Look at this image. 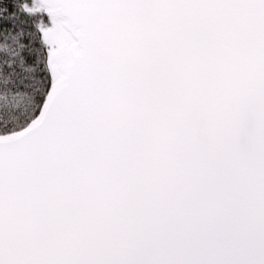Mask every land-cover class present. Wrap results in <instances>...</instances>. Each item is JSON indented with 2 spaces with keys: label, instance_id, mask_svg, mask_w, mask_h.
I'll list each match as a JSON object with an SVG mask.
<instances>
[{
  "label": "snow or ice",
  "instance_id": "snow-or-ice-1",
  "mask_svg": "<svg viewBox=\"0 0 264 264\" xmlns=\"http://www.w3.org/2000/svg\"><path fill=\"white\" fill-rule=\"evenodd\" d=\"M0 264H264V0H0Z\"/></svg>",
  "mask_w": 264,
  "mask_h": 264
}]
</instances>
